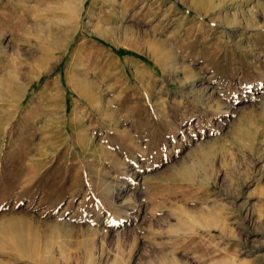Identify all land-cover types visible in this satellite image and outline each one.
<instances>
[{"label": "rangeland", "instance_id": "obj_1", "mask_svg": "<svg viewBox=\"0 0 264 264\" xmlns=\"http://www.w3.org/2000/svg\"><path fill=\"white\" fill-rule=\"evenodd\" d=\"M0 264H264V0H0Z\"/></svg>", "mask_w": 264, "mask_h": 264}, {"label": "bare ground", "instance_id": "obj_2", "mask_svg": "<svg viewBox=\"0 0 264 264\" xmlns=\"http://www.w3.org/2000/svg\"><path fill=\"white\" fill-rule=\"evenodd\" d=\"M150 56H151V58H152L155 62H157V63L160 62V59H159V58H160V55H159L157 52H152ZM161 65H164V64H161ZM79 94L82 95V96L88 97V98L90 97L89 92L86 90V88H82V89H80V90H79ZM188 173H190V170H187V174H188ZM19 239H21L20 236H18V240H19ZM23 241H24V240H23ZM24 243H25V242H24ZM30 251H31V250H30Z\"/></svg>", "mask_w": 264, "mask_h": 264}]
</instances>
